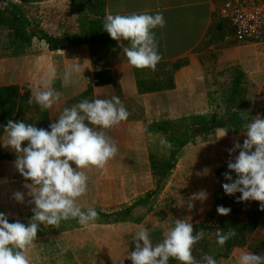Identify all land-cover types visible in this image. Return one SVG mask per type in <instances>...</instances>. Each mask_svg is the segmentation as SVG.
<instances>
[{"label": "crops", "instance_id": "1", "mask_svg": "<svg viewBox=\"0 0 264 264\" xmlns=\"http://www.w3.org/2000/svg\"><path fill=\"white\" fill-rule=\"evenodd\" d=\"M5 1L24 7L26 15L49 37L57 40L79 36V43L50 51L45 41L34 38L27 53L0 58V88L16 86L19 94L26 93L29 100L31 86L49 78L55 68L56 76L50 86L62 95L52 108L46 109L49 124L64 108L84 99L118 96L129 112L127 120L103 130L116 141L117 155L103 168L92 166L86 170L90 177L111 178L107 181L109 190L87 188V193H95L97 198L104 193V198L109 199L108 204L98 207L111 208L112 212H97L102 214L98 218H114L116 243L111 250L92 259L67 260L66 264H132L125 257L135 249L133 238L140 228H149L152 241L157 244L174 226L175 219H186L193 226L205 221L214 223L215 196L220 184L216 174L220 171L224 178L223 173L230 171L228 161L239 150L232 156L228 150L246 138V132L232 130L231 113L250 115L253 119L264 114V41L238 43L227 33L216 16L224 0ZM143 12H162L166 21L164 27L152 30L162 57L155 70L128 63L124 53V48L130 46L128 41L113 40L106 31L109 39L101 37L107 15ZM84 32H94L95 40L85 39ZM66 71L71 72L67 80ZM234 95L241 99L237 107L231 108L229 99ZM32 111L34 115L25 119L39 127L37 113ZM214 116L217 121L210 132L187 136L188 145L175 156L166 184L156 190L150 158L168 161L173 145L169 141L172 127L191 126L194 118ZM6 139L3 133L0 144ZM165 139L171 147L160 143ZM0 154L11 156L0 158V212L9 214L10 223L15 219L27 223L33 215L34 205L28 203L31 198L26 195L24 203L13 198L17 191H28L25 179L15 168L16 153L10 147H0ZM201 190L207 191L208 199L203 203L194 201L189 210V198ZM140 206L145 212L137 216ZM47 227L51 226L41 225L40 229ZM59 230L67 231L64 226ZM207 251L212 256L220 252L210 246ZM242 251L249 250L235 248L218 264H238Z\"/></svg>", "mask_w": 264, "mask_h": 264}, {"label": "clouds", "instance_id": "2", "mask_svg": "<svg viewBox=\"0 0 264 264\" xmlns=\"http://www.w3.org/2000/svg\"><path fill=\"white\" fill-rule=\"evenodd\" d=\"M165 24L162 12L154 15L147 12L109 14L105 17L103 30L113 40L129 42L124 53L130 65L155 70L162 57L152 30ZM55 76L53 68L49 78L31 86L29 103L34 100L43 111L60 100L62 94L50 86ZM70 77L71 72L66 71L64 79ZM128 116L121 99L113 96L111 99H84L66 107L48 128L12 119L6 125H0L7 136L0 147L15 151V168L25 179L24 187L28 189L27 193L15 192L13 198L24 203L27 195L31 198L28 203L34 205L31 208L33 215L27 223L19 219L10 223L9 214L0 212V264H30L26 250L36 240L41 225L59 226L62 220L69 219L87 225L98 218L94 207L83 209L77 198L87 191L86 170L92 166L103 168L118 153L116 141L103 130L120 124ZM246 127L243 143L237 141L228 150L230 156L239 152L228 161L230 171L223 173L228 182L222 187L227 195L240 193L238 202L259 201L260 209L264 210V116L257 115ZM160 143L171 147L166 139ZM231 172L236 174L235 179ZM208 195L206 190L193 193L187 202L188 209L194 207L196 200L206 201ZM216 211L227 216L231 208L218 205ZM234 236L233 228L228 231L216 229V242L220 246ZM203 237V229L195 231L186 219H175L174 226L157 244L152 241L150 229L142 227L133 238L135 249L125 258L132 264H169L170 259L180 264H218L212 255H205L201 260L194 257L193 247ZM238 264H264V254L242 251Z\"/></svg>", "mask_w": 264, "mask_h": 264}, {"label": "rangeland", "instance_id": "3", "mask_svg": "<svg viewBox=\"0 0 264 264\" xmlns=\"http://www.w3.org/2000/svg\"><path fill=\"white\" fill-rule=\"evenodd\" d=\"M1 5L2 3L0 1V6ZM6 42V32L0 30V55L6 53L4 51ZM237 95H234L229 99V105H232L231 108L237 107V105L239 104V100L241 99V97ZM26 101L29 100L26 99ZM32 110H34V108L26 112L23 115V118L25 119L26 116H30L31 114L34 115V112ZM231 114L236 115V117H232V122L238 123L245 128L247 124L253 120V117H251L250 115L243 117L241 113ZM262 116H264V114ZM188 127L189 124L183 125L182 127L179 125L173 126L172 132L170 134L171 136L169 135V141L171 142V144H173L174 140L177 139L180 135L187 133ZM155 159L156 160L153 162L155 166L153 174L155 175V179L158 180L162 175L167 173V163L163 162V160L161 159ZM173 167L174 164H172V168ZM170 173L171 171L169 172L168 177H170ZM233 176V178L236 177L235 174ZM110 180V177L95 178L88 176L87 188L91 191H107L110 189V186L107 185V181ZM219 191H221V195L223 196V198H225V203L223 204V206L231 208V212L227 216L219 215L215 208L214 222L219 221L223 218L230 220L229 216H231V218H233L234 220L245 222L249 217V213L252 212L251 204H247L246 201L238 202L237 197L240 196V193H236L234 195L225 194L223 188H220V184ZM89 192L87 193L86 191L85 194L77 198L78 203L82 206L83 209L94 207L96 211H102L104 213L112 212L111 208L98 207V205L108 204L106 200L109 199L104 198V193H101L100 196H98L99 198H97V195L95 193ZM105 194L109 195V193ZM146 197L147 194H145L144 198ZM149 197L150 196H148V198ZM258 208L260 209V202L258 204ZM260 211L262 213L261 218L264 219V210L260 209ZM143 212H145L144 207L140 206L137 216H142ZM62 226L66 228V233H62V231L59 230V227ZM116 228L117 223L112 217L97 218L95 221L90 222L87 225H80L70 220H62L59 226H51L43 229H38L37 238L33 242V244L27 248L26 255L30 260V264H66L67 260H72L73 262H81L90 258L92 259L98 254H103L106 251L111 250V247L114 245V243H116L113 237L115 236V232H117L115 231L117 230ZM241 235H243L246 240L245 247L248 248V246H257L260 248L253 249L256 251H254L253 253H257V251L259 252L261 250L264 253V224H261L260 227L257 226L252 231L244 230L243 234ZM205 240L207 241V244L203 245L200 240V247H197L199 249L193 250V255L197 260H201L203 256L212 253L211 251L210 253L207 251V246H210L216 253L219 250L221 251V247L216 242V234H211L210 236L206 237ZM202 249H205L206 253H203ZM249 251L252 252V250Z\"/></svg>", "mask_w": 264, "mask_h": 264}, {"label": "trees", "instance_id": "4", "mask_svg": "<svg viewBox=\"0 0 264 264\" xmlns=\"http://www.w3.org/2000/svg\"><path fill=\"white\" fill-rule=\"evenodd\" d=\"M2 5L0 6V29L2 31L6 32V44L4 47V51L6 53L0 55V58H6L10 56L15 55H22L27 53L28 48L30 47L31 41L34 38H37L39 40H43L48 44V48L50 51L63 49L67 45L71 44H77L79 43V36L77 37H69V36H63L60 39L55 40L52 37H49L47 33H44L42 30H39L38 27L31 21V18L26 15V9L24 7H18L11 3L6 2L5 0H0ZM87 18L85 17L83 19V22ZM101 24V23H100ZM85 30V28H83ZM85 39H88L90 41L95 40V33L94 32H84L82 35ZM103 40H108L109 37L107 33L103 30L101 35ZM32 108L37 113V116L39 118V127L48 128L49 121L47 116V110H41L40 106L33 101L32 103H29V101H26V93L23 95L19 94V88L16 86L13 87H4L0 88V125H6L7 121L9 119L12 120H23L25 123L32 124L31 120H25L23 115L30 111ZM29 109V110H28ZM232 117H236V115H231L230 120H232ZM216 117L213 118H201L197 117L194 118V121L191 126L188 127L187 133L180 135L177 139L174 140L172 149L169 154L168 161H166V170L167 173L162 175L157 181H156V190L160 189L165 182L168 179V174L172 169V164L175 159V156L177 153L184 147L188 145V137H195L197 134H205L210 132L213 127L216 124ZM197 122V123H196ZM236 133H245L247 131V127H242V125H239L238 123H234L231 126ZM231 129V128H230ZM4 133L3 129L0 128V138L2 134ZM1 159H9L11 156L9 154L2 155L0 154ZM156 159L154 157L150 158L151 168L154 170V161ZM217 179L220 182V188L222 187L223 183L228 182L227 180L223 179L220 176V171L217 172ZM236 178V177H235ZM234 178V179H235ZM226 181V182H225ZM225 203V198L221 195V191L217 192L215 196V205L216 208L218 205H223ZM246 203L251 204L252 206V212L249 213L248 219L243 222L240 220H234L229 216L230 220L223 218L219 221H215L214 223H209L208 221H205L203 223L194 225V230L199 231L203 229L204 231V237L201 239V243L203 245L207 244V241L205 240L206 237L210 236L211 234H216L217 228H223L225 231H228L229 229H235L236 236L229 239L225 245L220 246L221 251L213 256L217 262L226 260L233 249L235 248H243L246 246V240L243 237L244 230L252 231L257 226H261V224H264V219H262V213L260 209L258 208L259 201H246ZM98 216H102L100 212H97ZM208 219H211L210 216L207 217ZM207 219V220H208ZM75 222H77L76 219H72ZM261 222V223H260ZM197 247H200L199 242L194 245V249H199ZM260 247L255 246H248L249 250L258 249ZM202 252L206 253L205 249H202ZM256 252V251H255ZM256 254H264L263 251H257ZM169 264H180L179 261L175 259H170Z\"/></svg>", "mask_w": 264, "mask_h": 264}, {"label": "built area", "instance_id": "5", "mask_svg": "<svg viewBox=\"0 0 264 264\" xmlns=\"http://www.w3.org/2000/svg\"><path fill=\"white\" fill-rule=\"evenodd\" d=\"M216 16L236 42L264 41V0H224Z\"/></svg>", "mask_w": 264, "mask_h": 264}]
</instances>
